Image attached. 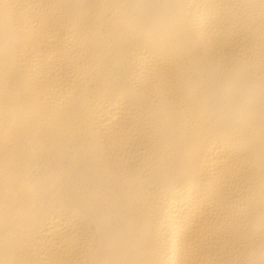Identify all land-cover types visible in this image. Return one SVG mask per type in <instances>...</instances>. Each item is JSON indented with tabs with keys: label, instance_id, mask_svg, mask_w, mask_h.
Returning a JSON list of instances; mask_svg holds the SVG:
<instances>
[{
	"label": "bare ground",
	"instance_id": "6f19581e",
	"mask_svg": "<svg viewBox=\"0 0 264 264\" xmlns=\"http://www.w3.org/2000/svg\"><path fill=\"white\" fill-rule=\"evenodd\" d=\"M0 264H264V0H0Z\"/></svg>",
	"mask_w": 264,
	"mask_h": 264
}]
</instances>
